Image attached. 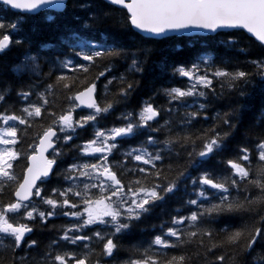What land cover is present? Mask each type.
<instances>
[{
  "label": "snow or ice",
  "instance_id": "obj_1",
  "mask_svg": "<svg viewBox=\"0 0 264 264\" xmlns=\"http://www.w3.org/2000/svg\"><path fill=\"white\" fill-rule=\"evenodd\" d=\"M0 6L30 16L53 11L72 18L56 43L48 45L53 55L25 52L12 66L14 79H0V192L11 189L14 197L0 200V251L11 253L9 264H194V259L264 264V163L253 168L251 162L252 155L264 162V99L243 139L231 144L244 114L252 110L250 99L264 98V58L248 60L251 70H226L207 57L165 64L161 72L169 83L138 107H125L115 117L120 123L107 126L103 119L116 105L126 106L140 84L128 74L143 68L133 56L124 73L113 75L125 49L85 34L109 19L150 37L185 29L242 30L264 51V0H0ZM117 8L126 15L113 17ZM23 19L0 20V55L25 43L16 35ZM223 43L246 51L238 37L229 35ZM92 67L98 71L89 81ZM101 77L103 92L110 95L97 98ZM178 77L186 79L182 86L171 83ZM221 96L228 98L226 110L209 116L210 98ZM156 97L164 103L157 104ZM45 115L48 123L28 144L20 179L13 162L25 153L12 146L28 135L34 118ZM209 119V126L195 128L197 121ZM86 126L90 137L73 142L80 141L77 130ZM129 139L136 144L126 145ZM70 153L71 161L62 167ZM126 173L134 177L127 184L119 178ZM51 174L63 183L48 190ZM178 193L180 207L161 220L160 231L125 247L133 230ZM239 212L249 214L242 227L219 234L212 228L218 217ZM58 216L69 220L59 226L46 223ZM37 230L51 233L43 246L31 238ZM189 245H195L191 253L162 251ZM217 249L223 251L217 254ZM121 252L127 259H118Z\"/></svg>",
  "mask_w": 264,
  "mask_h": 264
},
{
  "label": "trees",
  "instance_id": "obj_2",
  "mask_svg": "<svg viewBox=\"0 0 264 264\" xmlns=\"http://www.w3.org/2000/svg\"><path fill=\"white\" fill-rule=\"evenodd\" d=\"M69 11H71V4L69 5ZM122 13L126 15L124 10L117 8V10L112 15L113 17H119ZM17 16H21L24 19L21 23V31L16 35L23 38L25 43L19 46L13 44L6 55H0V79H14L15 74L11 71L12 66L18 59L23 57L25 52H27L29 55H35L39 53L41 57L53 55L55 53V49L48 47V45L56 43L57 37L61 34L64 27L72 22V18L70 16L61 15L59 13L41 12L39 14L30 16L14 12L9 8L5 10L3 6H0V20L7 22L10 20H15ZM48 16H53L55 19L49 20L47 19ZM85 34L95 37L98 41L106 38L109 44L114 43L117 46H121L125 49L126 55L115 62L112 70L113 75L119 76L121 73H124L128 68V65L131 63V58L133 56L138 59L143 68L142 72L128 74L129 78L134 77L140 81V84L126 106L119 104L116 105L114 112L103 119L102 125L107 126L120 123V121H117L115 117L120 113V111L124 110L125 107L129 109L138 107L140 101L147 100L148 97L152 95V92L156 90V88L162 84L169 83L167 75L161 72V68L165 64L190 63L192 61L207 57L215 65L225 67L226 70H231L234 67L251 70L250 65L247 63L248 60L264 58V51L258 47V43L241 31L221 32L207 37H170L166 39L155 40L144 38L133 30L126 29L122 21L120 23H114L112 19H109L103 23L97 24L94 31ZM229 35L238 37L240 39V46L244 47L246 51L242 53L234 48H227L223 41L228 39ZM44 70L47 71L46 66ZM100 70H102V68ZM97 71L98 70L96 67H92L91 72L88 74L89 81L97 75ZM81 75L83 76L84 74L81 73ZM106 76H109V73H106ZM182 80L186 82L185 78L178 77L171 83H173L174 86H182ZM104 83V77H101L100 80L97 81L98 90L95 94L97 98H100L104 95H110L109 93L103 92ZM220 91L221 89L219 85H217V92L219 93ZM262 99L264 98H262L259 94L253 96L250 99L249 104L252 110L244 114L243 126L241 127L240 132H238L235 138L231 141V144L238 143L243 139L242 134L244 129L248 127L253 114L261 107ZM155 102L157 104H163L164 100L162 97H156ZM228 103L229 101L227 96H221L220 98L215 99L210 98V105L207 114L211 116L217 110H226ZM76 111L78 113L80 111L88 112L90 110L77 109ZM75 115L76 113H74V116ZM47 123L48 118L46 115L39 118H34L33 126L27 129L28 135L21 136L20 142L14 146V148L17 150L25 153V155H22L13 162L14 171L20 179L23 178V170L27 165L26 153L30 151L28 149V144L33 143L35 136L38 133H42L41 126L46 125ZM211 123L212 121L210 119L207 121H197L195 128L207 127ZM17 127L24 128L23 125H17ZM77 131L81 134L80 141L73 142H82L83 140L88 139L91 135V129L87 126L85 129H78ZM35 142L38 143V140H35ZM136 142V139H129L125 141V144L135 145ZM72 155L73 154L70 153L64 158L61 163L62 167H67L68 163L71 161ZM117 158L118 157H110V159ZM83 159L91 160L92 158L84 157ZM251 162L253 168L259 163H264L258 161L255 155L251 156ZM129 163L134 164L135 162L130 161ZM212 163L213 162H209V166H211ZM57 171H59V168H57ZM116 171L119 173L120 169L117 168ZM51 175L52 179L49 181L48 190H50L51 186L57 183H63L62 179L57 180L55 174ZM136 175H139V173ZM119 178L122 180V182L127 184L128 181L134 177L131 173H126L121 175ZM10 194L11 189H5L3 192H0V200L7 201L9 199H14V197H11ZM179 195L180 194L178 193L176 197L167 200L164 204L155 208L151 215L141 223L140 227L133 230L131 236L125 240L124 246L131 247L133 245L146 242L151 238V234L159 232L161 220L168 219L169 215L173 213L175 209L180 207ZM41 206L47 207L44 205ZM248 216L249 214L245 212L220 216L212 222L211 226L216 230L217 234H219L220 229H227L229 231L235 230L242 227L244 223L248 221ZM68 220L69 218L67 217L58 216L54 219H50L46 223L59 226L65 224L68 222ZM153 225H156L157 227L154 228ZM50 235L51 233H49L47 230H37L31 235V238L36 239L40 245L43 246V244L47 242ZM215 238L219 239V235H216ZM204 239L207 243V238ZM194 248L195 245H189L183 249H167L162 251H166L167 254L172 255L180 254L182 251L191 253ZM215 251L217 254H220L223 250L217 249ZM10 259L11 253L7 251H0V264H9ZM118 259H127L126 253H118ZM194 264H200V262L195 261L194 259Z\"/></svg>",
  "mask_w": 264,
  "mask_h": 264
},
{
  "label": "water",
  "instance_id": "obj_3",
  "mask_svg": "<svg viewBox=\"0 0 264 264\" xmlns=\"http://www.w3.org/2000/svg\"><path fill=\"white\" fill-rule=\"evenodd\" d=\"M116 7V6H114ZM10 10L20 13L22 15H27L26 11H22L20 9H11ZM44 12V11H41ZM40 12V13H41ZM49 12H53V11H49ZM56 13V12H54ZM134 32H136L138 35L144 37V38H148V39H155V40H160V39H166V38H170V37H207V36H213L217 33H212V32H207L201 29H185L179 32H169L164 36H160V37H150V36H146L143 33H139L136 30H133ZM229 31H236V30H230V29H222L219 30V33L221 32H229ZM241 32H243L242 30H240ZM244 33V32H243ZM248 37L249 35L247 33H245ZM254 40V38H252ZM258 43V42H257ZM82 110H86V109H82ZM48 153H45V155L47 156Z\"/></svg>",
  "mask_w": 264,
  "mask_h": 264
},
{
  "label": "rangeland",
  "instance_id": "obj_4",
  "mask_svg": "<svg viewBox=\"0 0 264 264\" xmlns=\"http://www.w3.org/2000/svg\"><path fill=\"white\" fill-rule=\"evenodd\" d=\"M0 147H3V146H0ZM13 147V146H12Z\"/></svg>",
  "mask_w": 264,
  "mask_h": 264
}]
</instances>
